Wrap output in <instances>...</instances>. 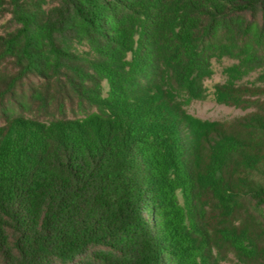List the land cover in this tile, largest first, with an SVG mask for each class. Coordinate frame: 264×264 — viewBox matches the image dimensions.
Returning a JSON list of instances; mask_svg holds the SVG:
<instances>
[{"label":"trees","instance_id":"16d2710c","mask_svg":"<svg viewBox=\"0 0 264 264\" xmlns=\"http://www.w3.org/2000/svg\"><path fill=\"white\" fill-rule=\"evenodd\" d=\"M216 59L255 110L188 113ZM232 259L264 264V0H0V264Z\"/></svg>","mask_w":264,"mask_h":264},{"label":"rangeland","instance_id":"374dc122","mask_svg":"<svg viewBox=\"0 0 264 264\" xmlns=\"http://www.w3.org/2000/svg\"><path fill=\"white\" fill-rule=\"evenodd\" d=\"M234 62L228 59L214 60L212 73L204 82V95L200 100L192 101L187 106L188 113L202 121H228L255 110L256 97L238 91L237 88L225 92L222 85L248 84L255 82L257 73L242 78L243 71L229 72L227 69ZM228 90V89H227ZM223 264H237L235 260Z\"/></svg>","mask_w":264,"mask_h":264}]
</instances>
